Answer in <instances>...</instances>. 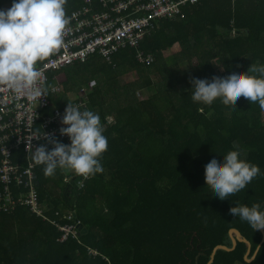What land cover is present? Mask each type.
I'll use <instances>...</instances> for the list:
<instances>
[{"label": "trees", "instance_id": "trees-1", "mask_svg": "<svg viewBox=\"0 0 264 264\" xmlns=\"http://www.w3.org/2000/svg\"><path fill=\"white\" fill-rule=\"evenodd\" d=\"M12 2L0 0V9ZM184 17L158 22L140 45L143 63L126 49L111 63L96 57L59 73L66 83L53 97L56 106L71 104L85 89L87 110L101 118L108 138L104 171L82 178L80 188L77 175L67 183L58 168L60 181L51 189L43 166L37 168L47 216L66 225L65 212L75 213L80 240L61 244L58 230L26 209L3 214L0 264H209L216 248H231V230L252 245L249 260L255 255L261 232L229 209L260 203L264 210V110L244 97L235 108L219 99L194 103L190 81L219 76L214 61L221 77L264 64V0H201L186 6ZM173 48L179 53L164 58ZM130 74L138 79L122 84ZM236 149L262 174L221 201L207 186L204 167L213 155ZM247 252L238 243L233 252L219 251L213 264H264V244L252 263Z\"/></svg>", "mask_w": 264, "mask_h": 264}, {"label": "clouds", "instance_id": "clouds-1", "mask_svg": "<svg viewBox=\"0 0 264 264\" xmlns=\"http://www.w3.org/2000/svg\"><path fill=\"white\" fill-rule=\"evenodd\" d=\"M66 3L67 0H13L7 10L0 9V85L30 99L46 97L48 88L57 86L54 78L60 79L63 74L59 73L63 70L51 75L55 85L47 86L46 77L37 65L64 47V34L69 22ZM190 83L194 103L211 105L219 99L235 108V102L244 97L250 104L258 103L264 110V64H251L246 72L231 70L223 77L213 76L210 80L192 79ZM61 124L65 127L60 129V135L67 136L70 143L66 145L49 138L52 148L49 150L45 144H40L32 151V159L36 165L43 166L45 176L54 175L58 168L75 172L77 181L80 179L77 184L82 188V178L87 179L104 171L100 157L108 149V138L104 135L99 114L92 110L82 111L79 105L72 102L67 103ZM261 174L259 166L242 158L239 149L230 150L222 158L213 155L204 167L205 182L214 190V197L221 201L244 190ZM37 187L39 191L38 177ZM41 206L47 216V206L42 202ZM229 212L247 222L253 231L264 229V210H261L260 203L251 207L236 204ZM68 216L79 222L75 213ZM65 217L64 214L63 221H66ZM79 230L81 233V223ZM256 246L252 260L260 252V247Z\"/></svg>", "mask_w": 264, "mask_h": 264}, {"label": "built area", "instance_id": "built-area-1", "mask_svg": "<svg viewBox=\"0 0 264 264\" xmlns=\"http://www.w3.org/2000/svg\"><path fill=\"white\" fill-rule=\"evenodd\" d=\"M201 0H67L65 5L68 25L64 47L38 63L49 86L51 75L77 64H86L93 58L111 63L113 57L126 49L135 50L137 60L145 58L140 45L151 36L162 20H183L184 8ZM148 62V61H147ZM49 89L46 97L30 99L0 85V215L20 209L44 219L61 234L60 243L80 240V223L72 216L60 225L46 216L41 206L37 187V167L32 151L40 144L49 150V138L69 144L67 136L60 135L62 115L53 96L61 91L60 81ZM85 92V93H84ZM72 104L87 110L83 90ZM83 187V186H82Z\"/></svg>", "mask_w": 264, "mask_h": 264}, {"label": "rangeland", "instance_id": "rangeland-1", "mask_svg": "<svg viewBox=\"0 0 264 264\" xmlns=\"http://www.w3.org/2000/svg\"><path fill=\"white\" fill-rule=\"evenodd\" d=\"M178 53H179V49H177V48H173V49H171L170 51H167L166 53H164L163 56H164V58L169 59V58H174ZM217 62H218V61H214V66L216 67V69H217V71H218V74H219V76L221 77V76L224 74V71L221 69L220 66L217 65V64H218ZM196 64H197V61L194 59V60L191 62V66H195ZM137 79H138V76H137L136 74H130V76H127V77H125L124 79H121V83H122V84H130V83L135 82ZM59 81H60L61 83H63L62 86H61V87H63V85L66 83V82H65V77H64V75H60V79H59ZM180 89H181V88H180ZM83 90H85V89H81V90L79 91V95L85 93V92L82 93ZM79 95H78V96H79ZM143 96H144V97H147V96H148L147 91L144 92V95H143ZM72 97H73V95H71V98H72ZM108 120H110L111 123L114 122V119L112 120V119H109V118H108ZM62 171H63V173H64V175H65V181H66L67 183H70V182L72 181V178L75 176L76 173L73 172V171H71V170H67V169H62ZM49 179H50V182H48V186L51 187V189H52V187H53L54 185H58V184H59L60 179H55V178H54V175L49 176ZM56 190H58V188H57ZM68 215H69V212H68V211L65 212V216L68 217Z\"/></svg>", "mask_w": 264, "mask_h": 264}, {"label": "water", "instance_id": "water-1", "mask_svg": "<svg viewBox=\"0 0 264 264\" xmlns=\"http://www.w3.org/2000/svg\"><path fill=\"white\" fill-rule=\"evenodd\" d=\"M79 181H80V179L77 182H79ZM259 231L261 232V234L263 236L262 244L260 246V248H261L262 245L264 244V229H260ZM229 238L231 240L232 247L230 249H227V248H224V247L216 248L215 251H214V253H213L212 259H211V261H210L209 264H213L214 263L215 256H216V254L219 251L233 252L234 250L237 249L238 243H244V244H246L248 246V249L249 250H248V253H247L246 257H245V261L247 263H252V261L255 260V259L254 260H249V257L251 255L252 245L246 239L243 238L242 234L239 231L231 230L229 232Z\"/></svg>", "mask_w": 264, "mask_h": 264}, {"label": "crops", "instance_id": "crops-1", "mask_svg": "<svg viewBox=\"0 0 264 264\" xmlns=\"http://www.w3.org/2000/svg\"><path fill=\"white\" fill-rule=\"evenodd\" d=\"M48 212V211H47ZM44 222V221H43ZM262 240H263V236H262ZM230 242H231V240H230ZM231 247H232V243H231ZM249 250V249H248ZM248 253V252H247ZM252 260V259H251Z\"/></svg>", "mask_w": 264, "mask_h": 264}]
</instances>
